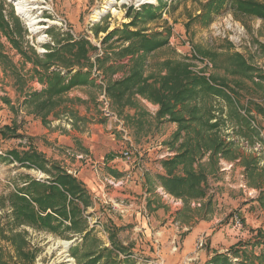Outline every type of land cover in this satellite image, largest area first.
<instances>
[{
    "label": "rangeland",
    "instance_id": "rangeland-1",
    "mask_svg": "<svg viewBox=\"0 0 264 264\" xmlns=\"http://www.w3.org/2000/svg\"><path fill=\"white\" fill-rule=\"evenodd\" d=\"M32 1L30 5L36 7L30 11L32 19L36 21L34 30L17 13L14 1L0 0V5L8 20L11 13L17 17L25 31L24 46H31L38 55L46 54V46H54L56 40L62 41L67 38L86 39L97 48L100 55L105 50L110 53L109 47L101 44L107 32L116 28L121 29V26L129 23L133 12L138 11L142 5L156 7L160 4L159 19L136 26L148 32L161 31L165 27L171 29L169 49L159 50L147 58L145 74L154 71L151 65L167 58L178 57L188 63L194 72L202 75L205 73L206 77L226 76L227 81L233 86V81L242 79L228 76L221 66H226V60L234 53L241 54L264 72V22L261 20L235 17L225 12L206 26L197 20L190 22L189 27H186L188 20L199 13V3L206 0H161V3L157 0ZM110 1H113L112 9L115 13L108 11L98 19H92L94 12L102 10ZM257 1L264 3V0ZM0 44L3 45L4 52L13 58L14 63H18L21 57L1 34ZM112 45L113 48L119 47L118 43ZM199 52L209 54L213 58L202 57ZM122 63L128 64V59ZM30 68L31 65L27 64L25 70ZM125 71V69L118 71L109 78L121 79ZM92 76L95 84L100 85L101 89L79 87L71 90L65 96L63 104L69 108L71 114L58 117L51 115L44 123L39 117L31 114V107L24 105L26 94L32 90H41L42 86L35 81H29L23 91L19 92L0 67V131L4 125L10 127L14 125L16 129L6 132V136L0 134V156L13 149L20 152L29 148L39 153L44 151L46 159L58 164L72 175H77L85 166L92 172L94 169L97 172L100 170L98 176L101 178L105 193H110L108 190L115 191L105 196L111 201L103 203V196H99L101 205L96 209L89 207L86 210L87 226L93 231L84 239L82 236L70 234L58 237L30 227H14L9 205L0 201V264L19 263L14 247L4 237L20 232L24 233L28 249L36 251L31 264L86 262L85 257L79 262L71 257L70 249L75 246L80 249L82 256L84 253H100L103 257L97 264H211V258L215 254H226L232 264H238L241 258L231 256L234 249L239 252L253 251L257 256L259 247L255 244L259 243V240L264 241V208L257 202L260 192H264V177L257 187H252L249 185L245 167L240 163L244 157L255 160L257 171L264 176V116L259 115L253 107L250 108L254 117L251 121L254 134L250 138L235 135L230 126L221 127V138L225 143L234 145L236 157L220 158L217 172L207 178L205 197L185 202L173 198L163 190L164 197L159 192V184L155 179L156 174L162 173L160 161L173 155L167 145L176 130H173V124H157L153 121L151 132L137 141L131 129L124 125L122 118L110 108V102L103 90L105 78L102 72H97L94 67ZM243 82L250 86L249 82ZM242 93L244 95L240 102L244 104L246 98L245 93ZM247 95L257 104L262 105L264 102L260 99L264 96V91L257 90L256 94L247 92ZM141 105L152 118L155 116L157 106L146 101H141ZM221 106L224 107V104L221 103ZM3 111L5 114L1 116ZM133 111L129 109L126 113L132 114ZM216 117H219V113H216ZM17 135L21 137H16ZM84 136L88 139L90 136L96 137L94 143L97 147L93 154L97 159L93 158V154L84 152L87 150L85 143H82ZM257 142L262 144L260 151L253 148ZM108 148H111L110 151H107ZM125 151L130 153L131 162L125 161L122 157ZM76 155L84 157L79 159ZM115 157L127 163L129 169L126 172L115 175L113 170H107L109 168L107 160ZM35 172L19 164L0 160V197L22 186L26 176L31 178L38 176L39 174ZM46 176L45 174L42 178ZM112 182L121 183L115 186ZM125 203L132 205L130 209ZM157 209L163 214L164 222L160 233L146 237V240L140 233L139 236L132 237V231L117 230L110 220L117 214L124 217L130 216L131 213L147 218L150 210ZM236 216L242 220V228L234 227ZM173 229L176 230L174 234ZM162 230L166 231L164 235ZM196 232L199 235L195 237ZM60 241L70 242L66 252H63ZM112 242L116 249L123 251L114 252L111 260L107 261L105 258L107 252L104 250H112ZM250 243L251 245H247ZM143 245L146 247L142 249Z\"/></svg>",
    "mask_w": 264,
    "mask_h": 264
},
{
    "label": "trees",
    "instance_id": "trees-1",
    "mask_svg": "<svg viewBox=\"0 0 264 264\" xmlns=\"http://www.w3.org/2000/svg\"><path fill=\"white\" fill-rule=\"evenodd\" d=\"M157 2L161 3V0ZM160 8V4L156 7L142 5L138 11L133 12L129 23L121 26V29L107 32L101 44L109 47L110 53L105 50L100 55L97 48L86 39L67 38L56 40L54 46H46V54L38 55L31 46H24L25 31L17 17L11 13V21L8 20L0 5V34L21 57L18 63H14L0 44V67L19 92L23 91L29 81L42 86L41 90H32L26 94L24 105L31 107V114L44 123L51 115L58 117L71 114L69 108L63 106L65 96L71 90L79 87L102 88L95 84L92 76L95 67L97 72L101 71L104 75L103 90L110 108L122 118L137 141L151 132L153 121L157 124H175L176 130L167 142L173 155L160 161L162 173L156 174L155 179L168 195L188 202L205 197L207 178L217 172L220 158L236 157L234 145L225 143L221 138V127L227 125L235 135L253 137L251 121L254 117L250 108L253 107L259 115L264 116V102L262 105L253 102L247 92L256 94L257 90L264 91V72L241 54L234 53L226 60V66H221L228 76L242 79L233 81V86L226 76L206 77L194 72L188 63L178 57L151 65L154 71L145 74L147 58L159 50L169 49L171 29L165 27L161 31L148 32L136 26L159 19ZM199 8V13L188 20L187 28L190 22L197 20L206 26L225 12L235 17L264 22V3L257 0H206L199 3ZM109 42L118 43L119 47L113 48ZM199 54L213 58L209 54ZM125 59H128L126 65L122 63ZM27 64L31 68L25 70ZM124 69L126 73L121 79L109 78ZM243 81L249 82L252 88ZM242 92L246 98L244 104L240 102L244 95ZM260 99L264 101V96ZM141 101L158 107L153 118L141 105ZM129 109L134 110L132 114L126 113ZM216 113H219V117H216ZM13 130H16L14 125H6L0 134L6 136V132ZM0 160L47 175L42 181L26 176L22 186L0 197V201L7 203L11 209L14 227H30L58 237L65 234L82 236L83 239L92 233L85 216L86 210L92 206V198L75 176L33 148L22 152L10 150L0 156ZM241 164L245 167L249 185L257 187L264 176L257 171L255 160L244 157ZM257 202L264 208V192H260ZM4 239L14 247L18 264H31L35 259L36 251L28 249L24 233L11 234ZM259 241L255 244L259 247L257 256L253 251L239 252L235 249L231 256L241 258L238 264H264V241ZM112 244V250H104L107 252V261L111 260L114 252L123 251ZM70 255L78 262L85 257L87 261L82 264H97L103 257L95 252L84 253L82 256L77 246L70 249ZM210 263L232 264L226 254H215Z\"/></svg>",
    "mask_w": 264,
    "mask_h": 264
},
{
    "label": "crops",
    "instance_id": "crops-1",
    "mask_svg": "<svg viewBox=\"0 0 264 264\" xmlns=\"http://www.w3.org/2000/svg\"><path fill=\"white\" fill-rule=\"evenodd\" d=\"M4 114H5V111H3L1 113V116ZM175 129H176V126L173 124V130H175ZM95 140H96L95 136H90L89 139L87 136H84L82 138V141H83L82 143L83 144L85 143L86 148H87V150L84 151L86 154L92 155L94 153V151L97 147L94 143ZM91 142H93V143H91ZM110 149L108 148L107 151H110ZM42 154L44 155L45 152L42 151ZM104 155H106V154H104ZM93 156H94L93 157L94 159H97V157L94 154H93ZM97 162H99V160H97ZM107 167H109V168H107V170L108 169L113 170L115 172V174H121L123 172H126L129 169L127 163L125 161L119 160L117 157H115L111 160H107ZM98 171L99 172H97V170L94 169V171L92 172L90 169H88L85 166L79 170L77 175L73 174V176H75L85 186V188L87 189V191L91 195L92 206L90 208H93V209H96L102 203L101 200L99 199V196H103V198H104L103 203H107V201L109 202V201H111V199L105 198V196L107 197L108 194L111 195L115 192L112 190H108V192H110V193H108V194L105 193L101 178H99V176H98V174L100 173V170H98ZM230 173H232V172H230ZM160 188L161 187L159 186L158 189H160ZM122 196L124 197V195H122ZM122 203H123V201H122ZM148 203H149V201H148ZM132 204L135 205L134 203H132ZM125 205L129 209H130V206H132V205H127L126 203H125ZM149 216L147 218H145V217H142L140 214L133 215V213H131L130 216H124L123 217V216L117 214V216L111 218L110 220L112 221L113 226L115 228H117V230L118 229L121 231L126 230L128 232L132 231L133 232L132 237H137V236H139L138 233H140L143 236L144 240H146V237L155 236L156 234H159L160 229H161V225L164 222L163 214L162 213L160 214L158 209H157V211L150 210ZM165 232H166L165 230H162V235H164ZM174 232H176L175 229H173V234H174ZM197 235H199V233L196 232L195 237ZM211 241L213 242V240H211ZM123 244H125L124 241H123ZM136 246L138 247V245H136ZM145 247L146 246L143 245L142 249ZM210 247H211V245H210ZM210 254H212V253H210Z\"/></svg>",
    "mask_w": 264,
    "mask_h": 264
},
{
    "label": "bare ground",
    "instance_id": "bare-ground-1",
    "mask_svg": "<svg viewBox=\"0 0 264 264\" xmlns=\"http://www.w3.org/2000/svg\"><path fill=\"white\" fill-rule=\"evenodd\" d=\"M11 1H14L16 3L17 13L27 22L28 26L32 30H34L36 21H34V19H32L30 15V11L36 8L34 5H30V3H32L33 1L32 0H11ZM126 1L128 0H122V2H126ZM112 5H113V1L106 3L103 6L102 10L94 12L92 19L96 20L99 17L103 16L108 11L115 13V10L112 9ZM59 243L62 246L63 252H66L68 246L70 245V242L60 241Z\"/></svg>",
    "mask_w": 264,
    "mask_h": 264
},
{
    "label": "built area",
    "instance_id": "built-area-1",
    "mask_svg": "<svg viewBox=\"0 0 264 264\" xmlns=\"http://www.w3.org/2000/svg\"><path fill=\"white\" fill-rule=\"evenodd\" d=\"M204 75L205 76H207L205 73H204ZM261 143H259V142H257L254 146H253V148H254V150L255 151H260L262 148H261ZM76 157L77 158H82V157H84L83 155H76ZM122 157L124 158V160L125 161H127V162H131L132 160H131V155H130V153L128 152V151H125L123 154H122ZM34 170V169H33ZM34 171H36V170H34ZM37 172V173H36ZM35 173L36 174H39L38 176H36V177H34V179L35 180H37V181H42V180H45L46 179V177L45 178H42V176L44 175V174H41V172H39V171H36ZM69 174H72L71 172H69V171H67ZM120 183L121 182H117L116 184L115 183H113L112 182V184L113 185H115V186H118V185H120ZM159 192H161V194L165 197V193L163 192V190L160 188L159 189ZM116 205H119V204H117V203H115ZM177 204V203H176ZM178 204H180V202L178 203ZM242 226V220L239 218V217H235V220H234V227L235 228H242L241 227ZM69 247V246H68ZM68 249V248H67Z\"/></svg>",
    "mask_w": 264,
    "mask_h": 264
}]
</instances>
